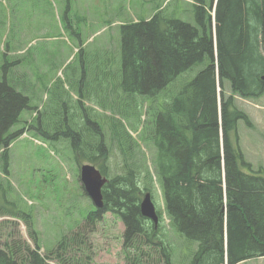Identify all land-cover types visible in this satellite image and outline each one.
Listing matches in <instances>:
<instances>
[{
	"label": "trees",
	"instance_id": "trees-1",
	"mask_svg": "<svg viewBox=\"0 0 264 264\" xmlns=\"http://www.w3.org/2000/svg\"><path fill=\"white\" fill-rule=\"evenodd\" d=\"M66 1L69 7L71 0ZM197 2L194 7L202 17L203 0ZM258 29L263 31L264 40V0H217L215 49L211 32L208 36L209 29H197L189 22L162 17L159 12L149 19L123 24L120 80L113 81L111 88L102 81V101H99L104 110L111 105L115 115L96 116L88 109L82 111L80 102L84 95L80 86L75 89L73 84L76 107L70 108L67 91L66 101L61 100L64 92L62 87L57 88L54 103L50 96L55 109L49 105L51 112H39L37 123L30 127L47 140H66L77 167L89 162L106 176L105 167L99 162L108 158L107 133L124 162L132 160L137 143L129 131H137L141 104L149 103L146 112L152 127L147 137L155 148L154 168L164 213L172 231L191 242L187 243L189 252L190 245L197 244L188 264H241L264 257V169L254 171L244 159L237 123L242 120L250 126L251 122L236 107L231 94L223 92L224 80H228L231 92L241 97L263 93L264 78H260V73L264 72V55L257 46ZM204 63L191 80L174 88L168 100L161 98L158 103L161 92L166 94L180 76ZM103 74L105 78L107 73ZM217 86L221 91L219 100ZM24 108H28V97L6 80H0L2 174L8 172L10 144L23 133L22 129L11 131V127ZM147 127L143 125L141 131L145 133ZM242 167L249 171H243ZM143 189L149 190L145 186ZM142 191L134 170L116 174L103 186V206L87 212L85 218L89 225L101 220L106 212L120 218L124 225L122 248L128 260L130 251L139 252L142 245L149 247L162 235L160 223L155 226L140 213ZM6 213L26 223L30 217L26 212H7L0 206V216ZM157 214L160 218L162 212L157 210ZM27 226L35 247L26 243L24 254L17 256L21 252L7 244L6 250L0 248V264H51L47 261L52 259L58 264H72L59 251L64 252L68 241L77 242L76 235L62 236L54 251L56 255L52 252L43 257L38 252L34 230L30 223ZM160 254L164 264H171L170 253L162 245ZM131 261L135 262L134 256Z\"/></svg>",
	"mask_w": 264,
	"mask_h": 264
},
{
	"label": "rangeland",
	"instance_id": "rangeland-1",
	"mask_svg": "<svg viewBox=\"0 0 264 264\" xmlns=\"http://www.w3.org/2000/svg\"><path fill=\"white\" fill-rule=\"evenodd\" d=\"M216 1L203 0L214 49ZM158 12L162 17H173L192 25L201 18L193 0H71L69 7L66 0H0V80H6L28 97V108L20 112L18 121L11 127V131L22 129L23 133L10 144L7 174L0 172V206L7 212L30 215L27 223L7 213L0 216L1 249L6 250L8 244L20 251L17 254L20 256L24 254L26 243L34 248L28 235L30 223L39 242L38 252L43 257L56 251L62 236L76 235L77 242L68 241L65 253L59 251L72 264H164L161 245L170 253L171 264L189 263L197 244L190 245L189 252L187 243L191 242L172 231L164 213L163 196L154 168L155 148L147 137L152 127L146 112L149 103L141 104L142 117L137 131H129L137 143L132 160L124 162L118 146L107 133L108 158L99 162L105 167L107 179L128 169L134 170L143 190L141 197L149 192L156 210L162 212L161 238L149 247L142 245L139 252L130 251L129 260L122 248L124 225L120 218L106 212L93 225L86 222L87 212L95 207L83 190L79 167L66 147V140H47L30 127L37 123L39 112L49 113L51 108L55 109L50 101L54 103L56 89L60 87L64 92L61 100L66 101V91L69 93L71 109L77 105L75 89L80 86L84 95L80 102L82 111L88 109L96 116L115 115L111 105L104 110L99 101H102V81L108 82L111 88L113 81L120 80V27ZM256 38L259 52L264 55L263 31L258 29ZM216 57L214 51L215 72ZM206 63L195 65L186 76H180L168 87L166 94H159L158 103L161 98L168 100L174 88L191 80ZM103 73H107L105 78ZM260 75L263 77L264 72ZM73 84L75 89H72ZM87 91L90 92L86 94ZM223 92L231 94L236 107L244 111L251 122L250 126L242 120L237 123L238 143L244 159L254 171L259 167L264 169V92L258 97L244 98L231 92L228 80H224ZM220 95L217 86L218 100ZM56 114L60 115L57 110ZM143 125H148L145 133L141 131ZM242 170L249 171L247 167ZM144 186L149 190H144ZM132 256L135 262L131 261ZM47 262L58 264L56 259ZM241 264H264V257Z\"/></svg>",
	"mask_w": 264,
	"mask_h": 264
},
{
	"label": "water",
	"instance_id": "water-1",
	"mask_svg": "<svg viewBox=\"0 0 264 264\" xmlns=\"http://www.w3.org/2000/svg\"><path fill=\"white\" fill-rule=\"evenodd\" d=\"M79 177L86 195L96 208H101L103 206L102 187L107 179L90 163H84L80 166ZM139 208L143 217L151 220L155 225L158 224V216L150 193L147 192L142 197Z\"/></svg>",
	"mask_w": 264,
	"mask_h": 264
},
{
	"label": "flooded vegetation",
	"instance_id": "flooded-vegetation-1",
	"mask_svg": "<svg viewBox=\"0 0 264 264\" xmlns=\"http://www.w3.org/2000/svg\"><path fill=\"white\" fill-rule=\"evenodd\" d=\"M200 21L197 22V25H198V29L199 28H208V25H209V19L207 20L206 17L203 15L201 18H199Z\"/></svg>",
	"mask_w": 264,
	"mask_h": 264
}]
</instances>
